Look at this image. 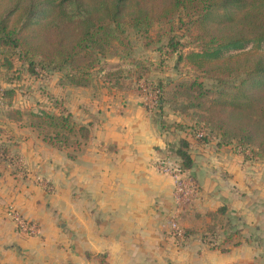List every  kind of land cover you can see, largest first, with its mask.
Instances as JSON below:
<instances>
[{
  "label": "crops",
  "instance_id": "obj_1",
  "mask_svg": "<svg viewBox=\"0 0 264 264\" xmlns=\"http://www.w3.org/2000/svg\"><path fill=\"white\" fill-rule=\"evenodd\" d=\"M5 72L0 62L1 87L10 86ZM60 75L45 85L90 135L60 148L26 121L0 116V139L26 166L0 160V264H264V158L217 135L198 140L175 128L192 124L189 117L150 112L134 91L97 80L62 86ZM28 79L30 87L37 81ZM13 85L15 105L31 106L18 103L20 83ZM180 138L193 157L184 175L196 186L184 210L176 208L174 178L156 166ZM12 210L39 224L40 235L20 231ZM174 216L193 232L186 243L171 235ZM210 226L220 247L203 240Z\"/></svg>",
  "mask_w": 264,
  "mask_h": 264
},
{
  "label": "trees",
  "instance_id": "obj_2",
  "mask_svg": "<svg viewBox=\"0 0 264 264\" xmlns=\"http://www.w3.org/2000/svg\"><path fill=\"white\" fill-rule=\"evenodd\" d=\"M155 23L169 31L161 57L177 54V65L186 67L171 88L151 77L153 60L105 69L108 55L124 59L133 51L130 30L144 35ZM177 23L189 30L187 42L175 34ZM0 62L10 83L0 86V116L46 130L45 139L60 148L87 139L89 126L78 123L44 85L49 104L16 106L14 82L61 72L62 86L89 87L99 77L116 91L152 92L155 112L179 111L192 122H176L175 128L201 141L217 135L223 144L264 158V0H0ZM199 131L207 135L197 137ZM168 153L180 158L183 170L192 167L186 138L168 144ZM15 156L0 139V160L14 164ZM217 230L210 226L203 236L213 247L221 246ZM183 232L176 238L180 243L193 235Z\"/></svg>",
  "mask_w": 264,
  "mask_h": 264
},
{
  "label": "rangeland",
  "instance_id": "obj_3",
  "mask_svg": "<svg viewBox=\"0 0 264 264\" xmlns=\"http://www.w3.org/2000/svg\"><path fill=\"white\" fill-rule=\"evenodd\" d=\"M180 24L177 23L176 25V32L175 34L177 37L180 39L182 42H187V38L189 37V30L185 29L184 27H178ZM192 31V30H191ZM168 27L165 25H162L160 23H155L151 29L148 31L146 34H140L134 30H130V37L134 45L133 51L126 55L124 59H118L119 57H116L115 59L112 58L111 55H108V58L105 60L107 64L104 66L106 67H113L115 65H120V64H129L133 59H140L142 61L145 60H153L155 62L153 65H151L152 72H151V77L153 79H165L168 83L167 86L168 88H171L174 83L181 78L182 73L186 74V67L182 64L177 65V54H174L173 56H166L164 58L161 57L160 51H159V46L161 44L166 43L168 39ZM250 47L246 48H238V49H231L227 51V53H235L239 52L241 50L247 49ZM105 62V61H104ZM61 74V72H59ZM38 81V82H37ZM36 83L32 84V87H30L29 83L30 80L27 78H23L19 81L20 83V95L18 96V103L20 105H24L25 103H28L27 101H32V105L36 102L35 99L37 98H43L48 99V96L44 95L46 92H44V89L42 88V85L46 86L45 83L43 84L42 81H48V80H43L41 78H38ZM97 82L98 85L103 83V80L97 77ZM102 82V83H101ZM207 84L210 83V81H206ZM141 97L145 98L144 94H140ZM36 96V97H35ZM40 102V101H39ZM47 104L49 102L46 101ZM39 130V129H37ZM40 129L39 131H41ZM41 133L45 136L47 131L42 130ZM53 133V132H52ZM48 142H50V139H47ZM184 210V209H183ZM177 221L179 223L178 217Z\"/></svg>",
  "mask_w": 264,
  "mask_h": 264
},
{
  "label": "built area",
  "instance_id": "obj_4",
  "mask_svg": "<svg viewBox=\"0 0 264 264\" xmlns=\"http://www.w3.org/2000/svg\"><path fill=\"white\" fill-rule=\"evenodd\" d=\"M144 102L150 112L156 111L157 97L155 94H153L152 92H148L144 98ZM205 135H207L205 131H199L197 133V137ZM14 164L20 170H24L26 167L25 159L20 154H17V156H15ZM156 166L160 171L169 174L174 178L173 196L175 199L176 208L178 210L185 209L191 202L193 196L195 195L196 186L195 183L189 177L184 175L186 170H183L181 168L180 158L178 156L171 155L168 153L157 160ZM10 214L20 231L31 236L40 235L41 228L39 224L26 219L17 210L10 211ZM171 230L173 232L171 235L175 239L183 238L185 236L183 228L179 225L176 216H174L171 221Z\"/></svg>",
  "mask_w": 264,
  "mask_h": 264
}]
</instances>
